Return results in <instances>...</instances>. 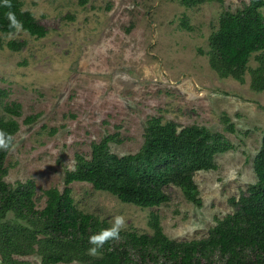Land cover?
<instances>
[{
    "label": "rangeland",
    "instance_id": "374dc122",
    "mask_svg": "<svg viewBox=\"0 0 264 264\" xmlns=\"http://www.w3.org/2000/svg\"><path fill=\"white\" fill-rule=\"evenodd\" d=\"M21 1L47 36L37 39L21 28L0 33V89L23 108L6 162L7 182L33 181L42 210L45 191L62 190L76 157H88L104 137L116 136L112 152L127 155L141 149L152 117L180 128L205 126L222 133L233 148L218 155L217 170L195 175L201 207L174 186L166 191L168 204L149 209L124 204L88 183L71 188L82 212L109 224L114 216H125L122 232L152 235L149 220L156 213L174 240L207 237L216 218L233 213L230 199L256 182L264 93L251 89L250 71L239 82L219 76L209 63V37L219 28L220 16L250 0H207L191 8L182 0ZM185 17L191 29L182 26ZM11 41L22 45L20 51L8 48ZM257 56L250 60L251 70L258 67ZM29 117L32 123L26 122ZM16 258L19 264H41L37 253Z\"/></svg>",
    "mask_w": 264,
    "mask_h": 264
},
{
    "label": "trees",
    "instance_id": "16d2710c",
    "mask_svg": "<svg viewBox=\"0 0 264 264\" xmlns=\"http://www.w3.org/2000/svg\"><path fill=\"white\" fill-rule=\"evenodd\" d=\"M207 0H182L191 8ZM264 0H250L237 11L224 12L219 28L209 37V63L223 78L244 81L250 71L252 88L264 93ZM13 19L19 26L13 25ZM182 26L191 29L189 18ZM19 28L42 39L47 30L21 0H0V33L12 34ZM20 51L21 44H7ZM3 40L0 37V50ZM254 54L258 67L249 68ZM0 89V129L14 138L20 131L23 108L11 102ZM33 117L26 119L32 123ZM227 129L234 132L230 120ZM116 136H106L92 145L91 154L75 159L74 170H66L64 188L45 191L46 205H36L33 181L7 182L10 151L0 150V259L3 264H19L16 257L37 253L41 264H264V134L254 159L256 182L238 198H231L233 213L216 218L207 237L190 241L170 238L158 214L152 213V235L121 232L119 240L109 241L98 256L88 255V238L110 224L79 210L72 196V184L88 183L97 191L108 192L124 204L158 208L170 202L166 192L179 188L185 199L203 205L195 175L218 169L217 157L233 148L219 132L205 126L180 128L174 122L152 117L145 125L144 143L137 153L119 155L111 150ZM15 140V139H14ZM10 215L13 217L9 218Z\"/></svg>",
    "mask_w": 264,
    "mask_h": 264
},
{
    "label": "clouds",
    "instance_id": "9594fccd",
    "mask_svg": "<svg viewBox=\"0 0 264 264\" xmlns=\"http://www.w3.org/2000/svg\"><path fill=\"white\" fill-rule=\"evenodd\" d=\"M7 3V0H5ZM13 25L19 26L18 22L13 19ZM14 136L5 130L0 129V150L10 151L14 150ZM127 227V221L125 216L116 215L110 222V226L101 229L99 232L92 234L88 238V243L91 247L88 249V255L98 256L103 249L104 245L112 240H119L120 234ZM73 264H78L77 261H73Z\"/></svg>",
    "mask_w": 264,
    "mask_h": 264
}]
</instances>
